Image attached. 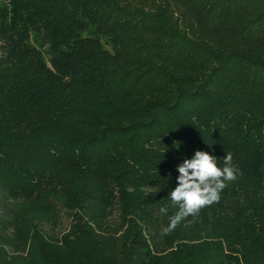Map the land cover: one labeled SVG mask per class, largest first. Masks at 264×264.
Returning a JSON list of instances; mask_svg holds the SVG:
<instances>
[{
  "label": "trees",
  "instance_id": "obj_1",
  "mask_svg": "<svg viewBox=\"0 0 264 264\" xmlns=\"http://www.w3.org/2000/svg\"><path fill=\"white\" fill-rule=\"evenodd\" d=\"M197 150L242 175L161 236ZM0 264H264V0H0Z\"/></svg>",
  "mask_w": 264,
  "mask_h": 264
},
{
  "label": "clouds",
  "instance_id": "obj_2",
  "mask_svg": "<svg viewBox=\"0 0 264 264\" xmlns=\"http://www.w3.org/2000/svg\"><path fill=\"white\" fill-rule=\"evenodd\" d=\"M177 171V186L168 195L169 203L159 208V214L168 220L160 229L161 236L170 235L183 221L199 217L206 207L218 203L223 190L242 175L231 151L221 164L217 156L197 150L177 166ZM170 209L176 211L169 214Z\"/></svg>",
  "mask_w": 264,
  "mask_h": 264
}]
</instances>
